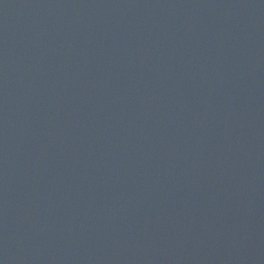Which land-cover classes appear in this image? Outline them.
Listing matches in <instances>:
<instances>
[{
  "label": "water",
  "instance_id": "water-1",
  "mask_svg": "<svg viewBox=\"0 0 264 264\" xmlns=\"http://www.w3.org/2000/svg\"><path fill=\"white\" fill-rule=\"evenodd\" d=\"M0 264H264V0H0Z\"/></svg>",
  "mask_w": 264,
  "mask_h": 264
}]
</instances>
